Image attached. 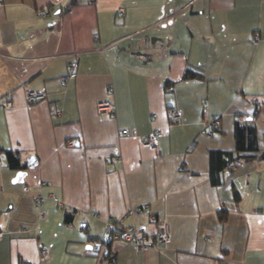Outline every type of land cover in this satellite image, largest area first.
Returning a JSON list of instances; mask_svg holds the SVG:
<instances>
[{
    "label": "crops",
    "instance_id": "0c3cea01",
    "mask_svg": "<svg viewBox=\"0 0 264 264\" xmlns=\"http://www.w3.org/2000/svg\"><path fill=\"white\" fill-rule=\"evenodd\" d=\"M69 2L0 0V264H264V160L219 185L209 175V152L234 150L237 120L264 149V0H75L63 13ZM32 90L46 99L28 104ZM6 152L30 166L9 168ZM112 221L143 235L164 222L170 240L114 242L105 258L87 236Z\"/></svg>",
    "mask_w": 264,
    "mask_h": 264
},
{
    "label": "built area",
    "instance_id": "2783aa9c",
    "mask_svg": "<svg viewBox=\"0 0 264 264\" xmlns=\"http://www.w3.org/2000/svg\"><path fill=\"white\" fill-rule=\"evenodd\" d=\"M51 4L53 5H58L61 4L62 0H50ZM49 14V9L48 6L42 7L38 12L36 13V18L37 19H42L45 16ZM256 41L258 40L257 37L254 38ZM73 66L72 64H69V73L63 77L60 78V81L63 84H66L70 78L75 77V72L73 71ZM46 99V94L40 91H28L26 93V102L28 104H35L37 102L43 101ZM250 104L252 106H257L259 104V99L257 97H253L250 99ZM4 105L6 107H12L11 102H5ZM97 109L99 112H108L109 114H114L115 112V107L112 104H107V103H99L97 105ZM52 115L58 114V110L53 109L51 112ZM167 118L170 123L172 124H179L181 122V115L178 111H175L173 109L168 110L167 112ZM220 124L219 120L216 117L211 118V122H207L205 124V134L208 137L213 136L214 132L212 130L211 126H218ZM121 135L122 136H127L129 135V132L126 129L121 130ZM194 145V144H193ZM188 148L190 151L193 147ZM141 146L143 148H149V149H155L157 146V131L155 130L151 134H148L147 136H144L141 140ZM23 191L27 192L28 187L24 186ZM52 199L54 201H57L56 198ZM34 201L36 203L35 207L38 209L39 204L42 202V197L41 196H35ZM143 208H147V206H144ZM134 212H139V209L134 210ZM133 212V213H134ZM132 213V214H133ZM2 238V233L0 232V239ZM104 244L100 245L99 243H95L92 247L94 250H104L106 248V244L108 242L110 243H119L120 245H133L137 249L140 250H147L150 248H156L161 245H165L169 242L170 236L168 233V228L164 222H159L156 224V231L152 234H147L143 235L141 234L135 227L132 228H126L123 231L120 232H112L108 231L107 234L104 237ZM48 255V251L46 249H41L39 253V261H43L46 259ZM215 264H222L221 262L216 261Z\"/></svg>",
    "mask_w": 264,
    "mask_h": 264
},
{
    "label": "trees",
    "instance_id": "16d2710c",
    "mask_svg": "<svg viewBox=\"0 0 264 264\" xmlns=\"http://www.w3.org/2000/svg\"><path fill=\"white\" fill-rule=\"evenodd\" d=\"M74 2L75 0H70V2L67 5H63L62 12L67 13L72 7V4ZM195 76L196 74H194L192 70H187L184 74L185 79L196 78ZM219 125L211 126L213 132L215 130H219ZM233 136L235 140L234 150L223 151V152L213 150L209 152V175L212 185H219L220 183L219 174L222 171L229 172V170L236 168L242 162H248L253 160H264V149H260L258 131L255 126L242 124L239 120H237L234 123ZM5 157L8 167L11 169L22 171L30 166L28 161H26L23 164L20 162V156L18 153L6 152ZM31 160L33 163L35 162L33 158H31ZM236 194L237 193L235 192V195ZM43 201L44 198L42 197V202ZM69 217L70 215L66 214L65 220L67 221ZM219 218L222 221L225 219V215L222 216L219 214ZM126 228H132V227H122L120 226L118 221H112L106 224V231L102 236L92 237L88 235L87 238L89 240H94V243H99L100 245H102V243L104 244L105 242L104 237L109 230L112 232H120ZM111 244L112 243L110 242L106 244V248L103 250L104 251L103 257L108 258L109 256L110 257L112 256Z\"/></svg>",
    "mask_w": 264,
    "mask_h": 264
},
{
    "label": "rangeland",
    "instance_id": "374dc122",
    "mask_svg": "<svg viewBox=\"0 0 264 264\" xmlns=\"http://www.w3.org/2000/svg\"><path fill=\"white\" fill-rule=\"evenodd\" d=\"M77 1H82V0H77ZM3 30V32H5V28H1ZM5 36V35H4ZM262 116V115H261ZM257 123H259V120L257 121Z\"/></svg>",
    "mask_w": 264,
    "mask_h": 264
},
{
    "label": "water",
    "instance_id": "95a60500",
    "mask_svg": "<svg viewBox=\"0 0 264 264\" xmlns=\"http://www.w3.org/2000/svg\"><path fill=\"white\" fill-rule=\"evenodd\" d=\"M11 36H13V35H8V36H5V38H6V37H11Z\"/></svg>",
    "mask_w": 264,
    "mask_h": 264
}]
</instances>
